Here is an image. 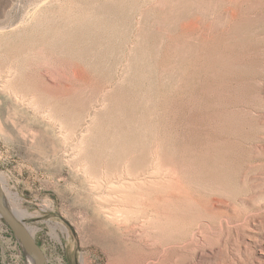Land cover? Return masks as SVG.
<instances>
[{
  "label": "rangeland",
  "instance_id": "rangeland-1",
  "mask_svg": "<svg viewBox=\"0 0 264 264\" xmlns=\"http://www.w3.org/2000/svg\"><path fill=\"white\" fill-rule=\"evenodd\" d=\"M0 197L49 264L153 254L124 244L119 208L170 245L264 223V0H0ZM24 250L0 216V264Z\"/></svg>",
  "mask_w": 264,
  "mask_h": 264
},
{
  "label": "bare ground",
  "instance_id": "bare-ground-1",
  "mask_svg": "<svg viewBox=\"0 0 264 264\" xmlns=\"http://www.w3.org/2000/svg\"><path fill=\"white\" fill-rule=\"evenodd\" d=\"M170 175L172 177H175L174 176L175 174L173 172L170 173ZM174 180H175V178H174ZM163 192H165V191H163ZM184 194H185L184 189H182L180 186H177V187H175L174 190H172V189L168 190L161 198L163 200H168L167 202H170V201H172V198H177L180 195H184ZM141 197H142V195H141ZM162 204H163V202H162ZM217 205L218 204H216V202H214L212 204V208L210 210L215 211V207ZM160 206H162V205H160ZM120 211H121V209L119 208V209H117L116 212H113L109 216H110V218H112L113 222L116 224V226L118 227L120 232H122L121 236H122V240L124 241V244L125 245L138 244L139 246H142L146 249H153L154 248V250H155V252L153 254H149V256H147L146 258H144L142 260L135 261L131 264H163V259L165 258L164 252L168 248V246L170 248H172V247L173 248H179L182 251H185L187 249L189 251H191V253L189 254L190 257L188 259H186V261L184 263L182 262L183 264H215L214 260L217 259L218 257L222 256V254L224 252L228 253V260H224L225 264H237V262L239 260H241L240 254L238 253V250H241V248H243L245 251H250L252 248L257 250V248L260 247L259 248L260 254H262V256L264 257V242H262L263 240L259 239V235H257V232H256V231H259V233L261 234V237L264 238L263 237L264 223H263V218L261 216H259L257 218L254 216L253 217L247 216L242 221H238V220L235 221L236 227L242 226V228L247 229L248 234L243 236V244H240V242H239L238 228L236 229V227H235L234 228L235 233L232 234L231 229L229 227V224H230L229 223L228 225H224V229L221 231V236L218 239L216 244H210L208 242L206 234H204L203 232H195L191 238L185 239L182 243L170 245L171 239L168 238L167 232L165 233V232H160V231H158V232L153 231V233H151L150 231L144 230L143 228L138 229L137 227H135V225H132V226L128 225L127 224V221H128L127 215H126V217H125V215L123 216V214L121 215L119 213ZM158 213L159 212H157V215H158ZM234 235H236V237ZM207 242H208V244H207ZM140 250H141V248H140ZM178 258H179V256H178ZM30 259H31L32 264H37L35 259L32 257V255H31ZM175 260H176V258L170 259L169 264H172V262ZM260 263L264 264V260L260 259Z\"/></svg>",
  "mask_w": 264,
  "mask_h": 264
},
{
  "label": "water",
  "instance_id": "water-1",
  "mask_svg": "<svg viewBox=\"0 0 264 264\" xmlns=\"http://www.w3.org/2000/svg\"><path fill=\"white\" fill-rule=\"evenodd\" d=\"M0 216L6 221L16 238L27 253H30L37 264H49L47 255L38 243L29 227L13 212L5 200L0 197Z\"/></svg>",
  "mask_w": 264,
  "mask_h": 264
},
{
  "label": "built area",
  "instance_id": "built-area-1",
  "mask_svg": "<svg viewBox=\"0 0 264 264\" xmlns=\"http://www.w3.org/2000/svg\"><path fill=\"white\" fill-rule=\"evenodd\" d=\"M24 252L26 253V255L28 256V253L24 250ZM28 258H29V256H28ZM30 259V258H29Z\"/></svg>",
  "mask_w": 264,
  "mask_h": 264
},
{
  "label": "trees",
  "instance_id": "trees-1",
  "mask_svg": "<svg viewBox=\"0 0 264 264\" xmlns=\"http://www.w3.org/2000/svg\"><path fill=\"white\" fill-rule=\"evenodd\" d=\"M39 243V242H38ZM40 244V243H39Z\"/></svg>",
  "mask_w": 264,
  "mask_h": 264
}]
</instances>
